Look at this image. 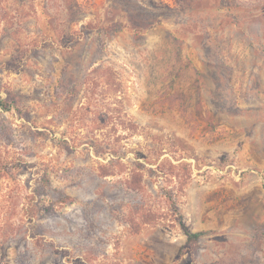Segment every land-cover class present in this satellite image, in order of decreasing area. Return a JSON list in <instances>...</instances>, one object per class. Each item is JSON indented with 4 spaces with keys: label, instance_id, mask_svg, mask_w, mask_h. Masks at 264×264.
Masks as SVG:
<instances>
[{
    "label": "rangeland",
    "instance_id": "374dc122",
    "mask_svg": "<svg viewBox=\"0 0 264 264\" xmlns=\"http://www.w3.org/2000/svg\"><path fill=\"white\" fill-rule=\"evenodd\" d=\"M0 264H264V0H0Z\"/></svg>",
    "mask_w": 264,
    "mask_h": 264
},
{
    "label": "trees",
    "instance_id": "16d2710c",
    "mask_svg": "<svg viewBox=\"0 0 264 264\" xmlns=\"http://www.w3.org/2000/svg\"><path fill=\"white\" fill-rule=\"evenodd\" d=\"M101 71H104L101 69ZM106 76V74H104ZM123 128L126 131H129L132 135L137 131L138 126L132 123L129 120L122 121ZM95 152L99 155H103V148L99 145L95 146ZM99 175L103 178L111 177L116 175V170H114L111 166L101 165L99 166ZM144 172H143V164L137 162L135 167L131 170L130 178L126 180V188L131 191L140 192L144 189ZM163 215L159 212L146 211L140 218V224L147 225L152 222L163 219ZM183 228L185 229L186 235L188 237V241L190 245L194 246L204 235L203 232L194 233L188 230L186 226L181 222Z\"/></svg>",
    "mask_w": 264,
    "mask_h": 264
}]
</instances>
